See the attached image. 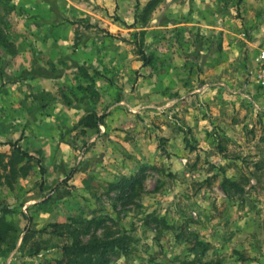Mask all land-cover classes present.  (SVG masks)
I'll list each match as a JSON object with an SVG mask.
<instances>
[{
	"label": "rangeland",
	"instance_id": "1",
	"mask_svg": "<svg viewBox=\"0 0 264 264\" xmlns=\"http://www.w3.org/2000/svg\"><path fill=\"white\" fill-rule=\"evenodd\" d=\"M151 1L0 0V152L18 141L46 170L0 188L15 228L0 264L59 259L70 239L23 242L25 228L93 217L91 233L127 242L108 264H264V0H158L145 13ZM49 28L65 43L51 49ZM55 102L53 161L32 114ZM90 112L103 124L82 131ZM225 178L242 195L227 197Z\"/></svg>",
	"mask_w": 264,
	"mask_h": 264
},
{
	"label": "trees",
	"instance_id": "2",
	"mask_svg": "<svg viewBox=\"0 0 264 264\" xmlns=\"http://www.w3.org/2000/svg\"><path fill=\"white\" fill-rule=\"evenodd\" d=\"M157 1L152 0L149 2L144 8V12L152 11ZM144 57L143 59H145ZM104 119L105 114L99 115L96 112H90L78 121L77 127H80L82 131L87 129L98 130ZM2 145H7L10 150L7 153L0 152V188L12 190L19 179L27 178L36 170L40 175L45 174L46 170L42 165V160L22 149L18 145V141ZM128 185H130V182L124 184L122 182L120 186H114V189L120 188V190L125 191V187ZM221 189L229 198L234 195H242L243 191L237 182L226 178L222 181ZM231 189H233V193H230ZM8 213H10V210L7 208L0 210V247L6 245L15 232L12 222L6 219ZM103 220L104 218L101 217H93L89 220L70 218L65 223L49 224L42 230L25 228L26 234L22 241H26V236L35 234L67 237L71 240L69 244L62 246L59 259L48 260L41 264H108L112 253L118 251L127 254L128 246L127 242L120 236L103 235V237H97L95 232L91 233L92 229H100ZM190 235L192 236V234ZM82 237H85L86 240L82 241ZM194 245L202 246L203 244L194 241ZM37 251L34 253H37Z\"/></svg>",
	"mask_w": 264,
	"mask_h": 264
},
{
	"label": "crops",
	"instance_id": "3",
	"mask_svg": "<svg viewBox=\"0 0 264 264\" xmlns=\"http://www.w3.org/2000/svg\"><path fill=\"white\" fill-rule=\"evenodd\" d=\"M57 24H59V22ZM54 25H56V24H54ZM55 28H57V27H55ZM49 32H50V34L48 35L49 40H47V41H49L51 49L53 48V46L58 47V46L62 45V43H65L64 42V40H65L64 35L59 34V29L57 30L54 28L53 29L49 28ZM50 57H57V55L54 54L53 52H51ZM36 76L38 77V81L40 82L39 87L41 88V91H43V89H45V91H51L52 90L50 80H48L47 84H44V82L46 81L45 79L42 78L44 75L42 76L40 73H38V74H36ZM15 94H16V91H15ZM34 107H36V108H35L34 114H32V115L35 117V119H41L42 123H43V126H41L42 123L41 124L39 123V125H35L34 129L41 126L39 129H42L41 130L42 135H45V137L49 139V141L47 140V145H45V144H40L39 140L40 139L46 140V138L38 137V143H39V145H44V146L48 147L47 152H49V153L47 154V156H48V158H50L54 161L58 155L57 152H62L61 149H63V148L61 146L60 150H59V147H57V145L55 144V140H52L53 133L49 134L47 132V129L49 126L55 125V122H57V121H55V119L56 120L58 118L60 119L61 115L57 116L58 112L56 110H58V108H56V102L53 104L49 103L48 105L43 104V105L34 106ZM43 113L45 115H43ZM41 114L43 115V117L40 116ZM77 119H78V117H77ZM54 127L56 129V126H54ZM45 156H46V154H45ZM20 181H23V179H20Z\"/></svg>",
	"mask_w": 264,
	"mask_h": 264
},
{
	"label": "built area",
	"instance_id": "4",
	"mask_svg": "<svg viewBox=\"0 0 264 264\" xmlns=\"http://www.w3.org/2000/svg\"><path fill=\"white\" fill-rule=\"evenodd\" d=\"M254 80L264 89V44L258 49L254 59Z\"/></svg>",
	"mask_w": 264,
	"mask_h": 264
}]
</instances>
